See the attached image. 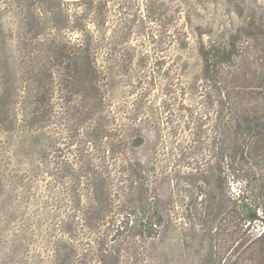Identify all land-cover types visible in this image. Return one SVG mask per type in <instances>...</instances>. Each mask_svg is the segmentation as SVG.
I'll return each mask as SVG.
<instances>
[{
  "label": "rangeland",
  "instance_id": "1",
  "mask_svg": "<svg viewBox=\"0 0 264 264\" xmlns=\"http://www.w3.org/2000/svg\"><path fill=\"white\" fill-rule=\"evenodd\" d=\"M106 2L98 58L103 114L92 113V118H105L114 127L145 125L148 152L159 144L156 159L167 174L184 172L190 164L203 166L213 154L215 129L210 98L202 95L203 62L194 33L212 23L216 11L231 29L255 15L260 33L264 0L196 2L186 42L182 30L189 9L182 0ZM23 3L21 16L15 15L16 6L0 9V264H62L59 258L67 257V165L79 168L89 159L96 165L99 157L95 141L87 142V128L95 123L79 113L83 100L67 97V9L74 11L80 2ZM242 10L244 16H236ZM15 28L21 41L15 38L19 33L11 36ZM247 51L255 58L245 69L249 86L264 92V36ZM42 94L49 102H35ZM35 106L39 119L29 129L21 115L15 116ZM194 139L198 147L189 149ZM252 163L224 173L225 192L237 199L248 222L256 214L264 216V179ZM174 200L189 203L191 198L181 194ZM163 253L165 264H179L174 248Z\"/></svg>",
  "mask_w": 264,
  "mask_h": 264
},
{
  "label": "trees",
  "instance_id": "2",
  "mask_svg": "<svg viewBox=\"0 0 264 264\" xmlns=\"http://www.w3.org/2000/svg\"><path fill=\"white\" fill-rule=\"evenodd\" d=\"M70 1L80 3L74 11L67 9L71 34L67 97L83 100L79 113L84 121L95 123L87 128V142L95 141L99 157L96 165L93 159L79 168L67 165V257L59 260L62 264H165L163 252L174 248L179 264H264V216L256 214L248 222L237 199L225 192L224 176L227 168L239 170L252 161L264 179V92H257L260 86H249L245 76L251 59L255 60L250 58L253 52L246 50L264 36L262 30L257 33L260 25L255 15H246L237 29H231L219 21L216 11L213 22L194 33L200 39L198 53L203 62L202 95L209 96L214 117L213 154L203 166L190 164L184 172L167 174L156 159L159 144L154 143L152 153L148 152L151 142L145 125L133 122L114 127L105 118H92V113L103 114L98 58L107 2ZM199 1L182 0L189 9L182 30L184 42L190 34L187 24L194 22L193 6ZM23 2L0 0V9L13 5L15 15L21 16ZM235 14L243 17L245 10ZM11 33H19L18 41L23 39L20 28ZM46 98L42 94L35 102H49ZM48 113L46 109L44 115ZM39 114L35 106L15 117L21 115V121L33 129ZM197 144L194 139L188 147L197 148ZM181 194L191 201L175 202L174 197ZM260 199L264 203V192Z\"/></svg>",
  "mask_w": 264,
  "mask_h": 264
}]
</instances>
